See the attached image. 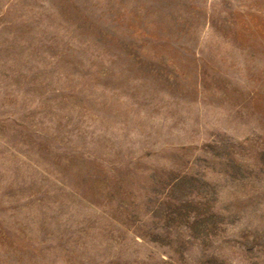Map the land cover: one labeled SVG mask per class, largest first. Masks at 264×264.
Listing matches in <instances>:
<instances>
[{
  "label": "rangeland",
  "instance_id": "obj_1",
  "mask_svg": "<svg viewBox=\"0 0 264 264\" xmlns=\"http://www.w3.org/2000/svg\"><path fill=\"white\" fill-rule=\"evenodd\" d=\"M0 264H264V0H0Z\"/></svg>",
  "mask_w": 264,
  "mask_h": 264
}]
</instances>
